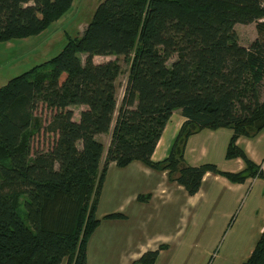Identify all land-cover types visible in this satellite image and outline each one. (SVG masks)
<instances>
[{"label":"trees","instance_id":"1","mask_svg":"<svg viewBox=\"0 0 264 264\" xmlns=\"http://www.w3.org/2000/svg\"><path fill=\"white\" fill-rule=\"evenodd\" d=\"M75 0H0V43L36 37ZM256 24L241 45L237 25ZM85 56V60H82ZM95 57L110 58L95 63ZM128 80L118 99L121 61ZM264 0H105L80 38L0 88V264H88V243L111 163L140 161L196 195L208 173L243 184L264 169L237 145L264 131ZM54 111L44 125L37 110ZM84 106L80 119L72 107ZM186 119L170 155L152 161L175 111ZM230 128L226 158L245 168L186 162L191 137ZM44 130L54 141L33 152ZM112 134L106 161L98 136ZM107 219H121L113 214ZM164 248V247H163ZM161 250L138 264H156ZM242 264H264V232Z\"/></svg>","mask_w":264,"mask_h":264},{"label":"crops","instance_id":"2","mask_svg":"<svg viewBox=\"0 0 264 264\" xmlns=\"http://www.w3.org/2000/svg\"><path fill=\"white\" fill-rule=\"evenodd\" d=\"M185 121L181 111L173 113L153 153L154 163L168 158ZM232 135V129L224 128L203 130L191 137L186 150L187 164H213L223 172L242 171L245 163L241 159L226 158ZM110 143L111 140L105 148L102 166ZM237 145L264 169V131L254 138H239ZM113 214H122L123 218H106ZM97 218L101 222L88 243V264H137L144 254L156 250H161L156 264L203 263L229 229L234 231L236 226L245 232L234 242L227 244L225 240L220 264H242L264 232V181L249 179L238 184L208 172L199 192L191 196L183 186L171 182L168 172L157 171L140 161L125 168L111 163ZM199 225L204 230L197 235Z\"/></svg>","mask_w":264,"mask_h":264},{"label":"rangeland","instance_id":"3","mask_svg":"<svg viewBox=\"0 0 264 264\" xmlns=\"http://www.w3.org/2000/svg\"><path fill=\"white\" fill-rule=\"evenodd\" d=\"M105 0H75L72 8L57 22H55L49 29L36 37H31L22 40H15L8 43H0V88L5 86L11 79L29 71L33 67L51 60L62 52L68 43V39L80 38L90 21L98 6ZM236 32L239 36L241 45L248 47L258 37L256 24L251 25H237ZM110 58H97L95 63L107 62ZM85 60V56H82ZM123 73L119 79V95L118 99L121 102L128 80V63L121 61ZM262 100H264V83L262 87ZM74 111V119H77L81 111L85 110L84 106L72 107ZM38 116L42 119L44 125H47L53 115L54 111L48 110L46 107L40 105L37 110ZM112 134H106L102 137L98 136L97 140L101 142L105 148L111 140ZM54 138L47 134L44 130L37 133L32 140L33 152L48 151ZM111 144V143H110ZM204 230L202 225L198 226V234ZM230 228L224 240L220 242L211 252V257L205 262L194 264H220L224 256L222 251L228 242H234L239 235L245 232L244 229L235 227L234 231ZM231 234V237H230ZM235 234V237L233 235ZM196 235V236H197ZM233 238V239H232ZM225 240L227 242L225 243ZM225 244V245H224ZM230 244V243H229ZM138 264V263H137Z\"/></svg>","mask_w":264,"mask_h":264}]
</instances>
